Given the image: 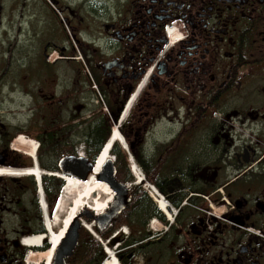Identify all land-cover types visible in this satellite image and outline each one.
I'll use <instances>...</instances> for the list:
<instances>
[{
	"label": "flooded vegetation",
	"instance_id": "1",
	"mask_svg": "<svg viewBox=\"0 0 264 264\" xmlns=\"http://www.w3.org/2000/svg\"><path fill=\"white\" fill-rule=\"evenodd\" d=\"M118 123L144 173L103 233L122 264H264V0H0V264H47L38 191Z\"/></svg>",
	"mask_w": 264,
	"mask_h": 264
},
{
	"label": "bare ground",
	"instance_id": "2",
	"mask_svg": "<svg viewBox=\"0 0 264 264\" xmlns=\"http://www.w3.org/2000/svg\"><path fill=\"white\" fill-rule=\"evenodd\" d=\"M125 116L126 114L123 115L121 123L124 122ZM20 142L22 143V141ZM116 142L121 143V145H123L125 149L127 148V142L125 141L123 135L120 133L117 126L114 127L113 134L111 135L110 140L99 154L94 171L91 173L90 177L87 180L62 175L65 179V187L63 188V191L61 192L58 199L55 219L58 222L63 221L66 218L67 220L65 223L66 226L63 225V223L61 226L59 225V234L57 232H54L52 234V247L50 250L51 254L54 253L55 248L59 245L60 240L63 238L65 229L67 228L68 224L72 220L76 219L75 217L79 214L81 210L90 209L93 213L99 215L107 209L109 203L114 199L115 192L105 181V178L100 175V170L103 162L112 156L110 150L112 145ZM35 149L36 148L34 145L32 151L33 155H35ZM131 161L134 163V167L136 169L135 173H137V164H135L134 159H131ZM4 173L9 175L22 174L35 176L37 175L38 177H42L43 174H45L46 172L38 169L37 167H34L33 169H25L19 171L8 170L4 171ZM140 181L141 180L138 177L137 182L135 183L139 184ZM159 203L161 204V208L165 210L166 202L161 201ZM82 224L83 227L86 228L89 232L93 233L94 235L100 238V236L94 230V224L90 223L89 221H86L85 219L82 220ZM51 232H53V228L51 229ZM28 245L38 244L29 243ZM107 250L108 254L111 256L107 257L101 264H121L120 261H118L115 252L109 248V245L107 246Z\"/></svg>",
	"mask_w": 264,
	"mask_h": 264
},
{
	"label": "water",
	"instance_id": "3",
	"mask_svg": "<svg viewBox=\"0 0 264 264\" xmlns=\"http://www.w3.org/2000/svg\"><path fill=\"white\" fill-rule=\"evenodd\" d=\"M110 137L104 143L102 149L108 143ZM102 149L99 151L94 161L89 158L67 156L61 160L60 166L63 174L70 177L87 180L97 163V159ZM100 175L105 178V181L114 190L115 199L109 204V208L99 215H93L89 210L85 209L74 219L72 233L63 240L62 251L55 253L53 264H67V259L72 257L78 245L80 238V221L83 216L91 219V223H95L98 231L103 233L129 203V187L123 181L117 179V168L114 165L112 158H108L102 165ZM58 254V255H57Z\"/></svg>",
	"mask_w": 264,
	"mask_h": 264
},
{
	"label": "trees",
	"instance_id": "4",
	"mask_svg": "<svg viewBox=\"0 0 264 264\" xmlns=\"http://www.w3.org/2000/svg\"><path fill=\"white\" fill-rule=\"evenodd\" d=\"M96 154L91 157L92 160L95 158ZM113 154L116 156V159H117V161L115 162V165L118 169V175H122L123 173H125L128 177L129 176L132 177L130 175V170H129L128 163H127V159H128L127 153L120 149L119 144L115 145V148L113 149ZM135 194H136L135 196L138 197V200L146 196V193L141 191L140 189H138ZM54 203L55 202H53V204ZM43 230L44 228H42L40 231H43ZM79 246H82L86 249V252L84 255L85 258H92L94 260L99 259V261L95 260V262L96 261L98 262L97 264H100L103 261L104 256H106L102 249V246L100 245V242L97 241L90 234H87L84 238H82L81 243L78 245V247Z\"/></svg>",
	"mask_w": 264,
	"mask_h": 264
},
{
	"label": "rangeland",
	"instance_id": "5",
	"mask_svg": "<svg viewBox=\"0 0 264 264\" xmlns=\"http://www.w3.org/2000/svg\"><path fill=\"white\" fill-rule=\"evenodd\" d=\"M119 146H120V149L122 150V151H124L123 150V148H122V146H121V144H119ZM127 157H128V155H127ZM134 157V161H135V163L137 164V167H139L140 168V165H139V163H138V161L136 160V157L135 156H133ZM117 160V159H116ZM127 163H128V167H129V170H130V175L133 177V180L135 181L136 180V178H135V176L133 175V173H132V171H131V168H130V165L133 163H131L130 162V156L128 157V159H127ZM121 179V178H120ZM130 183V182H129ZM134 183V182H133ZM134 186L135 185H133V186H131V190L134 188ZM141 188L140 189H143L142 188V186H140ZM147 189H149V190H152L151 189V187H147ZM142 191H144V190H142ZM148 193V192H147ZM148 195H149V193H148ZM83 219H85L86 221H88L85 217L83 218ZM66 220H67V218L65 219V220H63V221H55V225H56V229H55V232H57L58 234H59V232H60V226L62 225V223H63V225H65L66 226ZM60 225V226H59ZM73 226H74V220H72L69 224H68V226H67V228L65 229V233H64V236H63V238L61 239L62 241L60 242V245H58L57 247V250H58V254L62 251V243H63V240H65V238L67 237V236H69L71 233H72V231H73ZM53 230H54V228H53ZM80 234H82V235H87V234H90L91 236H92V234L86 229V228H84L83 226H81L80 227ZM121 234H124L123 232L121 233ZM125 235V234H124ZM96 239V238H95ZM103 240H105V239H103ZM100 245L102 246V249L104 248L103 247V244H102V242H100ZM119 245H121V244H119ZM119 247V246H118ZM51 250V249H50ZM103 251H104V249H103ZM85 252H86V249L84 248V247H82V246H79L78 248H77V250L75 251V253H74V255L71 257V258H68V260H69V262H70V264H74V262L75 261H77V263L76 264H97L98 262L97 261H99V259H95V260H97L96 262H95V260L94 259H92V258H85L84 257V255H85ZM49 254H51L50 253V251L48 252V255ZM57 254V255H58ZM46 255H47V253H45L44 255H43V259L44 258H46ZM105 255H106V252H105ZM106 258V256H104V259ZM103 259V260H104ZM122 264V263H121ZM139 264H140V262H139Z\"/></svg>",
	"mask_w": 264,
	"mask_h": 264
},
{
	"label": "built area",
	"instance_id": "6",
	"mask_svg": "<svg viewBox=\"0 0 264 264\" xmlns=\"http://www.w3.org/2000/svg\"><path fill=\"white\" fill-rule=\"evenodd\" d=\"M42 198H43V195L40 194L41 205H42V208L44 210V206H43V203H42ZM43 236L44 235H33V236H29V237L25 238V240H26V242L28 244L29 243L40 244L42 242Z\"/></svg>",
	"mask_w": 264,
	"mask_h": 264
}]
</instances>
